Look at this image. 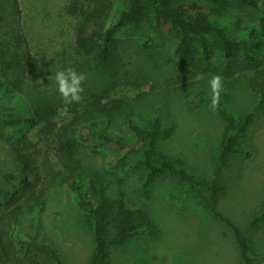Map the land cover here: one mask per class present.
Instances as JSON below:
<instances>
[{
    "label": "trees",
    "instance_id": "1",
    "mask_svg": "<svg viewBox=\"0 0 264 264\" xmlns=\"http://www.w3.org/2000/svg\"><path fill=\"white\" fill-rule=\"evenodd\" d=\"M5 1L11 16L8 19L0 14V100L6 98L12 103L19 102V105L10 107L6 114L0 110V139L5 138L7 129L28 126L37 127L47 143L43 149L21 135L8 146L10 165L0 160V264H65L60 250L39 236V228L34 233L23 230L26 217L33 216L32 213L37 212L38 222L41 221L42 211L49 200L48 185L53 182L55 187L60 186V189L73 195L80 212L90 221L93 246L86 264H111L112 248L132 243L138 235L150 234L152 219L148 208L134 207L122 198L121 189L128 179L124 175V160L115 165L106 163V157L113 154L110 149L124 148L141 156L136 165L146 171L141 184L135 185V189L143 199L151 198L154 182L161 176L172 177L187 185L209 214L231 230L240 264H251L254 256L251 239L218 207L223 168L231 155L232 145L239 139L250 116L246 114L233 131L235 119L223 108L227 89L222 90L215 108L224 115L227 127L217 163L208 181V191H205L181 163L157 153L160 118L152 116L146 123L134 120L133 108L122 107L123 103L111 96L118 85L114 79L106 80L99 89L88 87L84 91L88 92L82 94L81 102L72 104L64 103L57 93L39 94L29 86L32 52L19 24V0H0V11L5 7ZM263 2L228 0L226 7L240 11L260 9L264 8ZM65 10L76 18V54L89 67H101L105 72L117 58L121 31L139 27L147 19L156 27L164 22L173 29L176 42L171 58L175 71L192 73L193 69L202 80H209L212 72L217 70L208 39L214 36L212 47L220 54V61L216 62L222 68L221 77L228 79L235 72L246 69L248 88L257 96L256 108L264 110V65L261 63L263 15L258 22L244 26L238 19L237 29L240 32L234 36L195 2L173 5L172 0H123L120 4L117 0H69ZM141 44L145 50L150 48L147 41ZM200 101L211 103V99L205 97H200ZM61 104L69 106L71 116L58 125L55 114ZM130 134L138 143L129 140ZM88 138L94 139L93 145L87 144ZM92 153H99L103 164L93 166L86 163L85 155ZM245 154L249 156L248 152ZM51 155L60 164L58 169L53 166ZM258 227L264 228V203L247 219L246 228L253 230Z\"/></svg>",
    "mask_w": 264,
    "mask_h": 264
},
{
    "label": "rangeland",
    "instance_id": "2",
    "mask_svg": "<svg viewBox=\"0 0 264 264\" xmlns=\"http://www.w3.org/2000/svg\"><path fill=\"white\" fill-rule=\"evenodd\" d=\"M68 1L19 0V24L32 52L29 86L39 94L49 92L60 96L54 73L69 66L86 75L84 91L88 87L99 89L106 80L114 79L118 85L111 96L120 100L122 107L133 108L134 120L146 123L152 116L160 118L157 153L181 163L208 191V181L218 160L227 123L224 115L210 107V101H200V97L212 98L210 79L202 80L193 69L192 73L174 70L171 53L176 36L169 23L162 22L156 27L144 19L139 27L123 29L119 34L117 58L105 72L101 67H89L76 54V18L66 13ZM117 1L118 4L123 2ZM227 1L172 0L173 5L197 3L211 19L224 25L234 36L240 32L238 19L244 26L258 22L260 16H264V8L240 11L226 7ZM219 2L221 4L217 6ZM4 5L0 14L10 19L8 2L5 1ZM208 39L214 52L213 65L217 67L212 76H221L222 68L216 62L220 61V54L212 47L214 36ZM146 41L150 48L145 50L141 43ZM261 58L264 65V48ZM246 77L245 69L228 79L222 78L223 89H227L228 94L223 100V108L235 119L233 131L246 114L250 116L239 139L232 145L231 155L223 168L218 207L251 239L254 251L251 264H264V228H246L249 215L264 203V110L256 108L257 96L248 88ZM18 105L19 102L12 103L6 98L0 100V110L5 114L10 107ZM68 107L64 104L57 106L55 120L58 125L70 118ZM83 132L86 133V129ZM5 134V138L0 139V160L3 159L4 164L11 163L9 144L21 135L46 148V137L38 132L37 127L7 129ZM129 140L138 143L132 134ZM87 144L93 145L94 139L88 138ZM110 153L113 154L106 157V163L115 165L124 160V175L128 179L122 189L120 187L122 198L134 207L146 206L152 219L150 234L138 235L134 242L111 249V264H240L231 230L209 214L187 185L172 177L161 176L154 182L151 198L145 200L135 189L146 171L136 165L141 156L127 152L126 148L110 149ZM50 160L56 169L60 167L52 155ZM85 160L93 166L103 164L99 153L85 155ZM48 187L49 200L39 216L41 221L38 222L37 212H34L33 216L26 217L23 230L34 233L39 228V236L60 250L65 264H86L93 246L90 221L80 212L71 193L60 186L55 187L54 182Z\"/></svg>",
    "mask_w": 264,
    "mask_h": 264
},
{
    "label": "clouds",
    "instance_id": "3",
    "mask_svg": "<svg viewBox=\"0 0 264 264\" xmlns=\"http://www.w3.org/2000/svg\"><path fill=\"white\" fill-rule=\"evenodd\" d=\"M54 80L64 103L72 104L81 102L83 99L82 93L84 92L83 84L86 81V75L84 73L77 72L75 68L69 66L64 70L55 72ZM209 86L212 93L210 107L215 109L219 104L223 90L222 77L213 75L209 80Z\"/></svg>",
    "mask_w": 264,
    "mask_h": 264
}]
</instances>
